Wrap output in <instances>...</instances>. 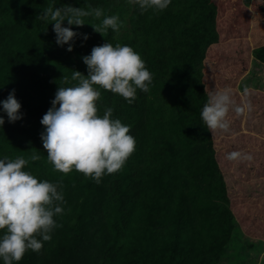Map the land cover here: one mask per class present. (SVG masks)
Returning <instances> with one entry per match:
<instances>
[{
	"label": "trees",
	"instance_id": "obj_1",
	"mask_svg": "<svg viewBox=\"0 0 264 264\" xmlns=\"http://www.w3.org/2000/svg\"><path fill=\"white\" fill-rule=\"evenodd\" d=\"M52 2L0 0V100L14 89L23 113L10 123L0 111V157L38 154L25 170L58 183L66 201L51 240L39 252L27 251L18 264H236L239 251L252 243L240 234L230 196L259 198L264 157L239 165L243 171L258 166L251 180L241 181L232 173L238 165L233 161L240 159H226L228 152L214 145L200 116L208 98L204 53L218 41L215 3L172 0L161 12L142 13L128 0H55L56 7L102 8L123 21L119 31L109 29L104 36L90 25L99 22L93 16L84 18L89 24L69 26L88 37L77 35L69 52L67 44H56L52 23L39 19ZM107 41L133 47L153 81L130 104L101 89L100 114L112 107L113 116L130 126L136 146L118 172L96 183L78 171L54 169L42 147L40 121L58 86L77 83L73 70L87 75L82 56ZM252 55L257 61L242 92L264 91V46ZM263 140L256 141L261 150ZM256 143L246 139L240 151L252 156Z\"/></svg>",
	"mask_w": 264,
	"mask_h": 264
},
{
	"label": "clouds",
	"instance_id": "obj_2",
	"mask_svg": "<svg viewBox=\"0 0 264 264\" xmlns=\"http://www.w3.org/2000/svg\"><path fill=\"white\" fill-rule=\"evenodd\" d=\"M128 2L137 5L143 13L161 12L172 0ZM89 16L99 21L90 25L102 36L109 29L115 32L123 26L117 14L105 15L102 8L56 7L55 0L42 11L39 19L52 23L56 44L61 47L67 44L66 50L70 52L77 35H82L84 40L88 37L69 26L89 24L84 19ZM65 21L68 26H63ZM82 61L87 66V75L73 70L71 80L77 83L58 86L51 107L40 121L44 126L40 139L55 170L65 174L75 170L100 183L103 176L123 167L136 146L130 126L113 116L112 107H106L100 114L97 102L101 99V89L120 95L130 104L136 99L137 90L145 93L150 90L153 74L140 54L127 44L113 45L107 41L93 46L90 54L82 56ZM20 109L14 89L0 100V111L10 123L22 118ZM251 110L246 99L236 102L231 88H214L208 91L200 116L211 132H227L230 111L239 116ZM4 123V117L0 116V127ZM251 158L241 151L226 155L230 161ZM29 159L36 161L40 156L0 157V264H18L27 251L39 252L43 242L51 240L50 233L59 226L55 217L65 212L61 186L26 171Z\"/></svg>",
	"mask_w": 264,
	"mask_h": 264
},
{
	"label": "rangeland",
	"instance_id": "obj_3",
	"mask_svg": "<svg viewBox=\"0 0 264 264\" xmlns=\"http://www.w3.org/2000/svg\"><path fill=\"white\" fill-rule=\"evenodd\" d=\"M212 1L217 8L215 27L218 41L210 43L205 50L203 80L208 91L229 87L238 104L246 99L252 106V110L246 111L243 115L237 116L234 112H229V131L212 132L214 145L230 153L240 151L246 139L252 138L256 143L257 140L264 138V91H255L250 87L245 94V91L239 90L244 78L247 77L248 70L254 67L257 61L252 55V50L264 46V8L261 9L264 2L263 0ZM222 31L225 32L224 36ZM257 143L259 145L260 142ZM257 143L254 145L251 159L257 155L260 159L264 157V148L261 150ZM245 150L251 151L250 148ZM246 161L247 159L233 161L238 162V165L232 171L234 176L238 179L240 177V180L245 182L253 178L258 167L245 168L244 171L239 169V165L246 164ZM261 165L263 166L264 163ZM262 173L264 174V166ZM261 185H264V181L257 184L258 187ZM256 195L263 198L264 189ZM252 196L233 193L230 196L240 234L246 242L252 243L251 246L245 245V248L239 251L240 258L236 264H264V201ZM228 261L223 260L220 264H228Z\"/></svg>",
	"mask_w": 264,
	"mask_h": 264
}]
</instances>
